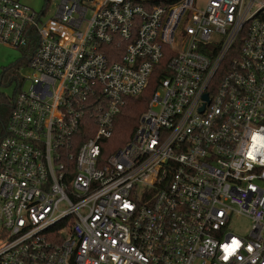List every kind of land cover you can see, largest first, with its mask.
<instances>
[{
	"label": "built area",
	"instance_id": "1",
	"mask_svg": "<svg viewBox=\"0 0 264 264\" xmlns=\"http://www.w3.org/2000/svg\"><path fill=\"white\" fill-rule=\"evenodd\" d=\"M45 14L0 0V42L35 43L0 139V264H264V0Z\"/></svg>",
	"mask_w": 264,
	"mask_h": 264
},
{
	"label": "trees",
	"instance_id": "2",
	"mask_svg": "<svg viewBox=\"0 0 264 264\" xmlns=\"http://www.w3.org/2000/svg\"><path fill=\"white\" fill-rule=\"evenodd\" d=\"M163 2H168L170 0H162ZM48 2L46 0L44 8H46ZM33 42V41H32ZM31 48L22 47V56L16 62L12 63L10 66L3 68L0 75V84L3 83L4 79L12 80L16 79L17 87L22 83V76L19 75L18 69L21 66H28V62L34 52L35 43ZM154 81L150 83L147 89L138 97H126L123 107L119 115L116 117L114 124V131L112 136L105 141L108 145V149L105 152L107 155L123 146L132 137L136 126L137 120L145 110L150 95L155 87ZM17 87L13 95L8 99L0 93V139L4 134V129L13 106V97L17 91Z\"/></svg>",
	"mask_w": 264,
	"mask_h": 264
},
{
	"label": "rangeland",
	"instance_id": "3",
	"mask_svg": "<svg viewBox=\"0 0 264 264\" xmlns=\"http://www.w3.org/2000/svg\"><path fill=\"white\" fill-rule=\"evenodd\" d=\"M21 2L29 5L33 9H35L37 12H40L44 5L46 0H20ZM48 5L46 7V14L44 15L43 19L49 18L55 9L56 4L59 2V0H47ZM88 5L89 3L86 2ZM33 42L30 41L27 48H31L33 46ZM22 49L19 48H13L6 46L0 42V75L3 71V68L10 66L12 63L16 62L18 59L22 56ZM18 73L20 76H24L25 78H29L31 76L32 71L26 67L21 66L18 69ZM29 85V80L25 79L22 85L23 89H27ZM17 87V81L16 79L7 80L4 79L3 83L0 84V93L5 96L6 98H10L15 89ZM233 229L236 233H242L244 230H246L249 227V222L245 218H236L235 221L232 224Z\"/></svg>",
	"mask_w": 264,
	"mask_h": 264
},
{
	"label": "snow or ice",
	"instance_id": "4",
	"mask_svg": "<svg viewBox=\"0 0 264 264\" xmlns=\"http://www.w3.org/2000/svg\"><path fill=\"white\" fill-rule=\"evenodd\" d=\"M253 139H256V137L254 136ZM126 207H127V205H126ZM236 243H237L236 241H233V244H236Z\"/></svg>",
	"mask_w": 264,
	"mask_h": 264
}]
</instances>
